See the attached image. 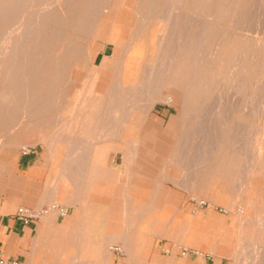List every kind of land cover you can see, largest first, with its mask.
<instances>
[{
	"label": "rangeland",
	"instance_id": "obj_1",
	"mask_svg": "<svg viewBox=\"0 0 264 264\" xmlns=\"http://www.w3.org/2000/svg\"><path fill=\"white\" fill-rule=\"evenodd\" d=\"M43 1H47L49 3L48 7L50 9H56L60 7V5L63 3V0H59V3L57 2L58 0H42L38 3H43ZM259 1L257 0L245 1L241 5V8L238 10L236 15L229 20L224 30L223 29L211 30L213 35L211 34L208 37V39H206L204 36L202 38V41H200L201 42L200 45H199V41L196 42L197 38L196 40L193 39L196 37V35L194 34H198L197 33L199 32L198 30H200V27H195V26L200 25V23L198 22L196 16L194 17V20L193 19L189 20L192 22L190 23L189 28H187L190 29L191 32V40H190L191 47L189 48L190 50L185 55H187L189 58L193 54L194 58L197 57L200 59L201 56L200 53L204 52V54L207 53V55L209 54L211 56L213 53L215 54V52L217 51L216 49H218L219 45H221V42L219 43V40L221 38L223 39V37L225 36H226L225 38L226 42L222 39L220 40L222 42L224 41L226 45L227 53L223 56V58H227L228 54L231 52V50H229V46L232 44L236 45V42L239 43L242 42V45L245 44L249 47H252V50L256 49L253 48V46L257 42H261V41L264 42V21H263L264 0H261L260 2ZM100 2L99 1L90 2L89 8L87 10L85 9V5L82 6V9L77 14V16L80 17L78 21L79 25L74 23H72L71 25V22H67L68 23L67 25L62 24L60 26L61 22H58L56 28L58 30H61L63 34L59 35L58 40L60 44L56 46L55 44L51 45V42L47 41V38L51 32L50 29L42 30L40 31V33L39 32L33 33V35L37 36L40 39L45 38L47 44L41 49L44 48L43 52L44 55H46V59H45L46 62L49 61L50 56L51 57L55 56L58 58L61 57L63 59V63H65L68 60V63L67 66H65L64 71H62V73L59 75V81L57 83L58 92L56 94H51L52 96L51 95L44 96L46 101L43 107L38 108L36 106H32L33 99H25L22 96H20L21 99L16 100L17 102L16 105L12 101L11 95H10L11 99L9 100H2V101L0 100V143L3 144V146L1 147L2 149L0 148V164H1L0 168L2 167V170H0V183L11 182L13 186H15L16 190L18 191L22 190L26 182L22 177H20L23 176V172H21L20 168L16 167L15 165L17 163V159H19L21 156H25V154H30V152L33 151L35 152L34 156L36 157L38 162L48 161L51 163L49 166H47L49 167L50 170L49 175L46 174L43 176L39 175L38 178H36V181L33 185L34 194H47L48 192L50 194V190L52 189L56 190L55 185L59 184L61 188H64L63 185L64 180H62L63 179L62 177L64 175L63 172L65 171L63 170L72 167V166L69 167L68 165H63L60 162L67 160L70 161L74 153L77 152L80 153V156H88L90 152L97 151L99 149V146H101L102 144H110L109 142L115 141V138L118 137L119 135V132L114 133L116 131L115 128L120 129L119 123L117 121L118 119L123 120L125 118L124 114L126 113V111H115L113 113L110 112V115H108L107 113L106 115L108 116L103 115V117L89 116L88 118L91 117L98 119L102 118V120L100 121V123L95 122L97 120H93V122L97 124L94 123V125H90L92 128L90 127L89 129L85 128L87 123L85 126L83 124L85 122L84 119L87 117H85L86 115L84 116V114H95L96 111H88L85 109H81L79 111V107L85 100H87L85 101L86 104L93 103V101L90 100V97L92 96L89 94V91L91 89H93L96 93L99 94L107 93V95H109L110 93H113L112 91H115L118 87H120L122 88L121 90L122 94H120V96L121 98H123V101L121 102H123L125 106L126 103L128 102L126 101L127 98H133L132 101L133 102L135 101L138 104L139 102H141L139 105H141L142 107L145 103H147L143 101L148 96L147 92L146 95L144 94L145 92L143 91L138 92L139 93L138 95L137 94L130 95L127 92H125V88L138 86V83H140L144 78H146L145 76L146 67L148 69V66L154 64L152 62V59L157 55V52L159 50L157 33L158 30H161L160 28L163 25H165L162 19L159 20V14H161L160 11L162 12L164 7L159 6V4H157L159 8L156 7V10L152 12L151 15L150 14L148 15V13L147 12L145 13V11L143 12V14L141 13V11H139L141 7L144 6L145 0H106V1L100 0ZM256 3H258V6H256L257 5ZM37 4L35 3V5ZM249 5L251 6V10L253 9L252 12L253 14H255V17L253 16L252 12L250 13L251 10L250 8H248ZM261 6H263L262 7L263 10L260 9ZM80 7L81 5L79 4V9ZM255 7L258 9L257 11L255 10L256 9ZM138 8L140 9L138 10ZM246 10H249V14L248 11ZM86 13L87 15H85ZM246 13L248 16L246 15ZM234 18L237 20H235ZM82 20H83L82 22L83 24L82 23L80 24ZM241 21H243V23ZM77 27L78 29L80 30L82 29V30L78 31V29H76ZM227 27L229 28L227 29ZM252 30L254 34L252 33ZM226 31H228L229 33L227 34ZM0 32H2L1 29ZM2 34L3 33H1L0 35V47L1 44L3 43V40L1 38ZM214 34L217 35L215 36V41H213ZM259 34H263V35L259 36ZM243 35H245V37L247 36V39ZM250 37H252L253 39H251ZM121 39H124V41L127 42V47H126L127 52L129 51L131 53H134L135 51H137V53H135L136 55V57L134 58L135 61L132 65L133 73L129 76H126V74L121 73L120 69H116L119 65V61H117L114 57L115 52L122 54L124 50L118 44ZM36 42L39 41L35 40L34 44H36ZM204 44L206 46L203 47ZM105 47H107L106 52L107 55L109 56V58H107L105 62H101L102 60L100 57L96 59L97 62L95 64H93L91 60L87 61L86 57L90 55L89 50L91 51L94 50L99 52ZM203 48H205L207 52ZM198 49H200L201 52H199L200 50ZM39 51L40 49L35 48V50L30 49L26 52H27V56L31 54V56L34 59L35 58L37 59V54L39 53ZM233 52H236V50H233ZM203 55L201 57V60H203L202 58H205V55L204 56ZM66 57L67 59H65ZM199 59H194V61H196L195 62L196 65H199V61H200ZM200 62L203 63V61ZM156 65L159 66L158 64ZM46 67L47 69L51 70L55 66L49 65ZM252 69L254 75L252 76L251 79H253L252 82L253 86L254 87L256 86L255 90L253 89V91L255 92L254 95L252 94L254 93L252 89L250 90V87L246 86L245 89H243V91L245 90V92L243 91L240 92L242 96H233L235 94H230V93H233L234 91L228 88V84H227L228 81H227L225 83L226 84L225 87H222L221 85L222 88L219 87L218 91L213 90L211 92L212 94L210 93L207 96V98H205L206 96L204 95L196 96V105L194 107H189L183 105L185 99L183 98V94L181 93L180 90H175L174 88L169 89L168 91L164 90L162 92L163 93L162 95H158L160 93L154 94V96L151 98L154 104L151 106L150 108L151 110L149 112L147 110L144 112L145 116H143V118L146 121L147 120L148 121L147 122L145 121L144 124L141 126L143 130L144 129L146 130L144 135L148 132L147 129L151 131L152 129L155 128V130H160L159 134L162 135V138H160L162 143H166L174 146L177 153L182 152V150H185L186 152L185 157L180 158L181 160L177 159V161L175 162L176 164H172L169 167L168 174H170V177L169 176L165 177L162 175L161 177H159L160 180L159 182H161L164 179H168V177L170 178V187H172V189L178 192V194L179 193L182 194L183 196L182 198L187 199V201L190 204H192L191 216L193 218L195 215L198 216L202 215V213L200 212L196 214L198 210H201L203 213H205V215L210 214L211 211L214 212L213 214L217 216L216 217L217 220L222 223V228L220 229L219 232L220 234H222V238L224 239L226 256L231 258L230 264H264V109H263L264 101L262 95L261 98H259L260 100L257 98L258 95L260 97V94H257L258 91L259 93L262 92L261 88L257 86L261 84L262 87V84L264 83L263 82L264 63L260 67V70H256L255 67H252ZM91 76L93 77L91 78ZM96 76L98 77V79L96 78ZM226 78H229L228 73ZM20 81H21V75H17L15 82L16 88H18L17 86H19ZM51 82L52 79L49 81L48 85H51ZM257 83L259 85H257ZM3 84H4L3 79L1 77L0 87H2ZM216 84L217 85L214 84V87L217 88V86L219 85L218 81L216 82ZM13 86L14 85L10 86V88L13 89ZM258 88H260V90H258ZM238 89L236 86L237 91ZM239 91L236 93L239 94ZM172 92H174L175 102L169 104L164 100V98L165 96H167L169 93ZM215 92L216 93L218 92V95L215 94ZM221 92H223L222 95ZM231 95L233 97L232 102H229ZM214 96H218L220 100L212 101V99H214L213 98ZM221 97L223 99L225 98L226 100L225 101L222 100ZM234 97H239V98L241 97V99L238 98L239 100H241V102L238 100L239 103L237 102V98H236V102L234 103L239 104L238 106L236 104L235 105L236 107L234 106L233 103ZM246 97H247V101H245ZM251 97H253L252 99H254V101L251 99ZM161 99L163 102L161 101ZM201 101L202 103H200ZM214 101L215 102L217 101L216 105L219 108H221L220 111L217 106L216 108L215 107L213 108L212 106L213 104H210L211 102L214 103ZM75 103L77 105H75ZM206 103L209 104L208 106L209 107L211 106V108L208 109V107H206L205 105ZM222 103L225 104V106ZM228 104L230 105L232 104L231 107L229 108H231L233 111L228 108ZM244 105L246 106V108L244 107ZM52 106H54L55 108ZM233 106L234 108H236V110L232 108ZM14 107H16L17 109H13ZM195 107L198 108L197 111H195L196 110ZM211 109L212 110L216 109L215 112L212 111L213 115L210 112ZM224 109L227 111L225 112ZM228 109L231 112L228 111ZM49 110L50 111L52 110V112H50ZM208 110L211 113V115L208 114L209 113ZM184 113H186L188 117L186 116L185 118ZM214 113L216 115H214ZM227 113L228 114L230 113L229 115L231 116H229ZM61 115L64 116V118H62ZM207 115H209L212 118L209 120L210 117H208ZM163 116H165L166 119H164ZM200 116L201 117L203 116L204 119L208 117L206 118L208 119V121L207 120L204 121L203 118L201 119H203L204 123L202 121H199L201 120L199 118ZM215 116H218L219 120ZM58 117L62 119L59 121L57 119ZM111 117L112 119H114V121H116V123H110L112 121ZM229 117L231 118L230 120L227 119ZM152 118H154L153 119L154 121L152 120ZM82 120H84V122ZM212 120L216 121L215 124ZM228 120L231 122V124L230 122H228ZM218 121L219 123H217ZM105 122L107 124H105ZM71 123L73 124V126ZM76 123L78 126L76 125ZM98 123H99V128L95 130L96 135L94 136L93 134L95 132L93 129H96L94 128L95 125H97L96 127H98ZM102 123L104 124V126L106 125V128L103 126ZM183 123H185V125L184 127L181 128ZM212 124L218 128V132L216 131V128L211 129L212 127H214L212 126ZM80 125L81 126L83 125L82 130H84L85 128L86 131L79 132V130H81V128L79 127ZM101 125L103 127H101ZM202 125H204L203 126L204 128L202 127ZM206 125H208V127ZM219 125H220V129H219ZM68 126L70 128L69 130H68ZM168 126H170L171 129L170 132L166 129L169 128ZM198 126L200 127V129L197 128ZM86 127H88V125ZM101 128L104 129L105 132H103L104 130L102 131ZM205 128L207 130L210 128V130L209 131L203 130ZM232 129H235L233 131L236 132L234 133ZM87 130L90 132H88ZM198 130H200L201 133L202 131H207L208 133L203 132V134L205 133V135L203 136V134H201L202 135L201 136L199 133L200 131ZM223 130H225L224 135L220 133ZM214 131L216 132V134ZM211 132L213 134H211ZM71 133H73L74 135H71ZM82 134L83 135L85 134L86 138L84 137L85 135L82 136ZM132 134L133 133H130L129 137L132 136ZM134 134L140 135L141 133L135 132ZM75 135H77L76 136L77 138L75 137ZM88 135H89V139L87 138ZM102 135L105 136L107 135V136L106 138H103L105 136L102 137ZM190 136L192 139L191 138L189 139ZM95 137H97V140L99 141L96 142ZM200 137H204V138H200ZM201 139L204 140V143L203 140L202 143H200L199 140ZM209 139L211 140V144ZM128 140H130V138H128ZM90 141H92V144L90 143ZM93 141L95 142L94 144ZM220 141L223 142L225 148L224 151V153L226 154L225 157L221 158L220 156L217 157L215 156L213 159H211V161L208 160L207 162V159L205 158L207 156H210V152L207 150L208 149L207 147L209 146L207 143H209L211 146V147L209 146V150H210V148L212 149V145L213 146L214 144L217 145V143ZM62 143H64L65 145ZM201 144L204 145L200 147ZM37 145H38L37 148L31 149L32 146L36 147ZM181 145L182 146L184 145L182 149L179 148L181 147ZM195 145L198 146L196 147ZM79 146L81 147L82 151H80V149L79 150L77 149ZM198 147L200 148V151H203V149L204 151L203 152L197 151L199 150ZM90 148L92 149V151ZM99 150H102L106 153L110 151V149H104V148H100ZM193 150H195L196 152ZM85 151L87 152L85 153ZM206 151H208L209 153L208 152L206 153ZM197 152H199L200 157H198L199 154H196ZM66 153L70 154L68 159L67 157H65ZM240 153H242L243 157L240 155ZM202 154L205 158L199 160V158L203 157ZM205 154L207 156H205ZM52 155L54 157L53 160L50 159ZM192 155L197 157H194ZM74 156L79 157L78 154L77 155L75 154ZM9 158L13 159V161H11ZM194 159L197 161H195ZM159 160L161 161V164L160 165L158 164L156 166H158L159 170H162L161 168H163V164H162L163 159H159ZM8 161L12 163L13 169H10L8 171L5 170L4 168L3 170V167H6L3 164H6ZM203 161H205V165ZM221 161H223V164H225L224 167L225 172L222 171V174L210 178L209 182L210 184H212V187L211 190L208 193H206L205 189H203L200 186L203 183L202 181L207 178L204 174L205 173L204 167L207 165V163H211L215 166ZM198 162L199 164H197ZM199 166H203V168L202 167L198 168ZM135 167H140V165L131 166V170H133ZM199 169L200 172H198ZM206 169H208V167ZM194 179H195V183L191 185ZM195 184L196 186L194 187ZM232 201L234 204H232ZM19 208H21V206ZM32 209L46 211V209L48 208L35 207Z\"/></svg>",
	"mask_w": 264,
	"mask_h": 264
},
{
	"label": "crops",
	"instance_id": "obj_2",
	"mask_svg": "<svg viewBox=\"0 0 264 264\" xmlns=\"http://www.w3.org/2000/svg\"><path fill=\"white\" fill-rule=\"evenodd\" d=\"M106 49L97 51L95 63L99 57L101 62L109 58ZM147 131L145 135V129L139 132L136 146L139 158L132 162L125 155L133 146L119 137L99 146V149H110L107 153L98 149V155L96 152L93 156L94 151L90 159L80 156L74 157V163L73 157L60 162L68 166L74 164V168L64 170L69 176L67 180L62 179L68 181L70 187L64 184V188L59 186L57 192L52 189L50 194H34L33 185L39 175H49L47 166L51 163L38 162L33 151L17 159L15 166L23 172L20 177L26 184L18 191L11 182L0 183V261L16 260L19 264H230L231 258L226 256L224 239L219 232L222 223L214 212L205 215L198 210L196 214L202 215L193 218L192 204L170 187V174L168 179L159 182L161 170L156 165L161 164V157L150 158L145 152L154 149L157 140H153L152 135L158 130ZM3 165L6 166L3 170L13 169L10 161ZM133 165H147L149 171L138 174V167L131 170ZM54 193L55 201L51 199ZM53 202L58 205L51 209ZM20 206L48 209L39 220L23 224L14 217Z\"/></svg>",
	"mask_w": 264,
	"mask_h": 264
},
{
	"label": "bare ground",
	"instance_id": "obj_3",
	"mask_svg": "<svg viewBox=\"0 0 264 264\" xmlns=\"http://www.w3.org/2000/svg\"><path fill=\"white\" fill-rule=\"evenodd\" d=\"M42 0H0V29L2 30V32H0L2 34V40L3 43L1 44V51H0V78L2 77L3 79V85L2 87H0V100H9L12 98V101L14 102V104L16 105V100L21 99L20 96H22L25 99H33V105L32 106H36L38 108H41L45 105V101L46 99L44 98V96L46 95H51V94H56L58 92V81H59V75L62 73V71H64L65 66H67L68 60L63 63V59L60 57H55V56H50L49 57V61H45L46 59V55H44L43 49H41L42 47H44L47 43L44 39H40L37 36L33 35V33H37L42 30H49L50 29V37L48 36L47 41L51 42V45H58L60 44L58 37L59 35H62L63 32L61 30H58L57 24L58 22H61L60 26L63 24H68L67 22H71L74 24L79 25L78 21L80 19V17L77 16V14L80 12V10L82 9V6L85 5V9L87 10L89 8V3L90 2H100V0H63V3L60 5V7L56 8V9H50L48 7V2L47 1H43V3H38ZM106 1V0H105ZM247 0H145V4L143 7L138 8L139 11H141V13L143 14V12L145 11V13L147 12L148 15L152 12H154L156 10V7L159 8L157 6V4H159V6H163L164 9L162 10V12L160 11L161 14H159V20L162 19L163 23H165V25H163V29L162 27L160 28L161 30H158L157 33V37H158V42H159V50L157 52V55L152 59V62L154 63L151 66H148V69L146 67V71H145V76L146 78H144L140 83H138V86H134V87H127L125 88V92H127L130 95H134V94H139L138 92H145L144 94L146 95L147 92V98H145L143 101L147 102L143 105H139L141 102H139V104L137 102H133L132 99L133 98H127L126 101H128L126 103V106L123 102V98H121L120 94H122L121 90L122 88L118 87L115 91H112L113 93H110L109 95L106 94H99L96 93L93 89H91L89 91V94L92 96L90 97V100L93 101V103L91 104H86L85 100L79 107V111L81 109H85L88 111H96L95 114H84L85 118V122L84 120H82L84 122V126L88 125V127L85 126V128H92L90 125H94L95 122H99L102 120V118L98 119V118H88L89 116H100L103 117V115H106L108 113V115H110V112L113 113L115 111H126V113L124 114L125 118L122 119H118V123H119V127L120 129H116V131L114 133H118V139H127L130 138V140H128V142L130 143V146H133V148H128L127 152H126V159H129L130 161H134V159L139 158V154L136 148V146H138L137 141L140 140V135L138 134H134L136 131L137 133L140 132V128L141 126L144 124V122L146 121L143 116L144 112L147 110L148 112L151 110V106L154 104L153 100L151 99L154 94H158V95H162L164 90H169L174 88L175 90H180L181 93L183 94V98L185 99V102L183 105L189 106V107H194L196 105V96L199 95H204L206 96L205 98H207V96L213 91V90H217L222 87H225V83L227 82L228 84V88L232 89L233 93L230 94H235L233 96H242L240 92L243 91V89H245V87L249 86L250 90L253 89L255 90V87L253 86V79L252 76L254 75V73L252 72L253 69L252 67H255L256 70H260V67L262 66V64L264 63V42H257L253 48H256L254 50H252V47H249L245 44L242 45V42H236V45L232 44L229 46V50H231V52L228 54L227 58H223V56L227 53L226 52V45H225V37H223L222 40H224L223 42L219 40V43L221 42V45H219V48L216 49L217 51L215 52V54L213 53L211 56L207 53L204 54L200 53V59L193 56L189 57L187 55H185L190 49L191 45H190V40H191V32L189 28L190 23H192L189 20H194V17H197L198 22L200 23V25L195 26V27H200V30H198L199 32H197L198 34H194L196 35L195 39L197 38V41H199V45H200V41H202V38L205 36L206 39H208V37L212 34L211 30L214 29H225V27L227 26V23L229 22L230 19H232L233 16L236 15V13L238 12V10L241 8V5ZM259 1V0H257ZM261 1V0H260ZM259 1V2H260ZM53 2V1H52ZM59 3V0L57 1ZM258 2V3H259ZM35 3L37 5H35ZM252 3V2H250ZM258 3H256L258 6ZM79 4L81 5L80 9H79ZM101 4V2H100ZM106 4V3H105ZM47 5V6H46ZM246 5V4H245ZM248 5V4H247ZM254 5V3H253ZM260 5V4H259ZM263 5V4H262ZM93 7V6H92ZM263 6H261L260 9L263 10L262 8ZM248 8H250L251 10V6L249 5ZM256 8V7H255ZM254 8V9H255ZM92 9V8H91ZM253 10V9H252ZM252 10L250 11V13L252 12ZM256 11L258 10L257 8L255 9ZM254 10V11H255ZM248 11L249 14V10ZM261 12V10H260ZM263 12V11H262ZM90 13V12H89ZM264 13V12H263ZM253 14V12H252ZM258 14V13H257ZM87 15V13L85 14ZM93 15V13H92ZM147 15V16H148ZM247 15V13H246ZM146 16V17H147ZM248 16V15H247ZM246 16V17H247ZM253 16L255 17V14H253ZM260 16V15H258ZM256 16V17H258ZM85 17V16H83ZM239 17V16H238ZM243 17V16H241ZM140 18V16H139ZM260 18V17H259ZM264 18V17H263ZM151 19V18H150ZM235 19V18H234ZM246 19V18H245ZM244 19V21H245ZM251 19V18H250ZM87 20V19H86ZM161 20V21H162ZM237 20V19H235ZM239 20V19H238ZM243 20V18H242ZM248 20V19H247ZM152 21V20H151ZM160 21V22H161ZM240 21V20H239ZM264 21V20H263ZM83 22V20L80 22V24ZM156 22V21H155ZM235 22V21H234ZM233 22V23H234ZM243 23V21H241ZM195 23V22H194ZM241 23V24H242ZM249 23V22H248ZM254 23V22H253ZM260 23V22H259ZM263 23V22H261ZM83 24V23H82ZM129 24V23H128ZM143 24V23H142ZM149 24V23H148ZM240 24V22H239ZM85 25V24H84ZM147 25V24H146ZM233 25V24H232ZM238 25V24H237ZM74 26V25H73ZM239 26V25H238ZM234 27V26H231ZM240 27V26H239ZM111 28V27H110ZM124 28V27H123ZM148 28V27H147ZM229 27H227L228 29ZM236 28V27H235ZM245 28V27H244ZM243 28V29H244ZM262 28V26H261ZM260 28V29H261ZM78 29V27L76 28ZM92 29V28H91ZM138 29V28H137ZM199 29V28H198ZM233 29V28H232ZM82 30V29H81ZM80 29H78V31H81ZM143 30V29H142ZM147 30V29H146ZM145 30V31H146ZM150 30V29H149ZM183 30V31H182ZM185 30V31H184ZM241 30V29H240ZM251 30V29H250ZM144 31V30H143ZM229 31V30H228ZM228 31L227 34L229 33ZM245 31V30H244ZM249 31V30H248ZM183 32V33H182ZM216 32V31H215ZM255 32V31H254ZM146 33V32H144ZM233 33V32H230ZM253 33V30H252ZM256 33V32H255ZM125 34V33H124ZM226 34V33H225ZM254 34V33H253ZM100 35V34H99ZM108 35V34H107ZM106 35V36H107ZM138 35V34H137ZM213 35V34H212ZM220 35V33H219ZM218 35V36H219ZM235 35V34H234ZM263 35V34H259ZM215 35L214 34V40L215 41ZM245 37V35H243ZM46 37V36H45ZM71 37V36H70ZM108 37V36H107ZM212 37V36H211ZM115 38V37H114ZM247 39V36L245 37ZM251 39H253L252 37H250ZM38 40L39 42H36V44H34V41ZM92 40V39H91ZM210 40V38H209ZM212 40V39H211ZM136 41V40H135ZM140 41V40H139ZM138 41V42H139ZM212 41V43H213ZM234 41V40H232ZM240 41V40H239ZM260 41V40H258ZM137 42V43H138ZM157 42V43H158ZM195 42V41H194ZM146 43V42H145ZM205 43V42H204ZM211 43V44H212ZM218 43V42H217ZM119 46L122 47L123 52L122 54L120 53H116L115 52V59L117 61H119V65L116 69H120V72L123 74H126V76H129L133 73V68L132 65L134 63V58L136 57L135 53H137V51H135L134 53L131 52H127L126 51V47H127V42L124 41V39H121L119 41ZM170 44V45H169ZM50 45V46H51ZM126 45V46H125ZM158 45V44H157ZM193 45V44H192ZM209 45V44H208ZM133 46V45H132ZM206 46L205 44L203 45V47ZM145 47V46H144ZM193 47V46H192ZM196 47V46H195ZM194 47V48H195ZM198 47V46H197ZM212 47V45H211ZM40 49L39 51V55L37 54V59L33 58L31 56V54L29 56H27V52L30 49ZM129 48V47H128ZM202 48V47H201ZM206 48V47H205ZM203 48L206 52L207 50ZM210 48V47H209ZM196 49V48H195ZM194 49V50H195ZM202 49V50H203ZM193 50V49H192ZM200 50V49H198ZM203 50V51H204ZM233 50H236V52H233ZM90 55L88 57H86L87 61L91 60V62H93V64H95V57H96V52L94 50H89ZM35 52V51H34ZM201 52V50L199 51ZM209 52V51H208ZM197 53V52H196ZM118 54V55H117ZM199 54V55H200ZM205 55V58H202L203 60H201L202 55ZM198 55V56H199ZM203 55V56H204ZM207 55V57H206ZM76 57V56H75ZM48 58V57H47ZM67 59V57L65 58ZM114 59V60H115ZM194 59H199L200 61H203V63H201L199 61V65H196L194 61ZM205 59V61H204ZM58 60V61H57ZM188 60V61H187ZM198 61V60H197ZM46 62V63H45ZM146 62V61H145ZM233 62V63H232ZM58 63V64H57ZM198 63V62H197ZM229 63V64H228ZM156 64H158L159 66H157ZM49 65H54L55 67H53L51 70L47 69L46 66ZM156 66V67H155ZM150 67V68H149ZM114 68V67H113ZM263 69V68H262ZM255 72V71H254ZM260 72V71H259ZM258 72V73H259ZM95 73V72H94ZM227 73L229 74V78H226ZM257 74V73H256ZM17 75H21V81L19 83V86H17L18 88H16V76ZM63 75V74H62ZM143 75V72H142ZM251 75V76H250ZM148 76V77H147ZM93 76H91L92 78ZM258 77V76H257ZM96 78L98 79V77L96 76ZM52 79L51 85H48L49 81ZM221 79V80H220ZM132 80V79H131ZM147 80V81H146ZM220 80V81H219ZM139 81V80H138ZM218 81V86L217 88L214 87V84H216V82ZM264 82V81H263ZM83 84V83H82ZM256 84V83H254ZM13 86V89L10 88V86ZM222 85V87H221ZM257 85H259L257 83ZM92 86V83H91ZM236 86L237 89L239 91V94L236 93L238 92L236 90ZM116 87V86H115ZM114 87V89H115ZM257 87L261 88V91L259 93L258 90H260V88H258V93L260 94L257 96V98H261V95L263 97V101H264V83L261 84ZM215 88V89H214ZM227 88V89H228ZM90 89V88H89ZM11 91V92H10ZM117 91V92H116ZM221 91V89H220ZM60 92V91H59ZM77 92V91H76ZM226 92V89H225ZM245 92V90L243 91ZM251 92V91H250ZM254 92V91H253ZM220 93V92H219ZM223 92H221L222 95ZM151 94V95H149ZM212 94V93H211ZM215 94L218 95V92ZM238 94V95H236ZM243 94V93H242ZM249 94V93H248ZM247 94V96H248ZM253 95L255 94L252 93ZM11 95V98H10ZM62 95V94H61ZM129 95V96H130ZM144 95V96H145ZM225 95V94H224ZM52 96V95H51ZM87 96V95H86ZM85 96V97H86ZM59 97V96H58ZM74 97V96H73ZM218 96H214L212 99L213 100H220L219 98H215ZM223 97V96H222ZM221 97L222 100H226L225 98L223 99ZM72 98V97H71ZM84 98V97H83ZM157 98V97H156ZM204 98V97H203ZM232 95L231 98L229 100V102H232ZM236 98H237V102L239 103V101L241 102V97H234L233 103L236 102ZM239 98V99H238ZM253 97H251L252 99ZM255 98V97H254ZM249 99V98H248ZM250 99V100H251ZM256 99V98H255ZM72 100V99H71ZM78 100V99H77ZM80 100V99H79ZM139 100V99H138ZM164 100L169 103L172 104L175 102L174 99V92L169 93L167 96H165ZM239 100V101H238ZM249 100V102H250ZM254 101V99H252ZM251 100V101H252ZM260 100V99H259ZM162 101V99H161ZM203 101V99H202ZM202 101L200 103H202ZM245 101H247V97L245 99ZM252 101V102H253ZM261 101V102H263ZM155 102V101H154ZM163 102V101H162ZM217 102V101H216ZM214 101V103H210L213 104V108H216V103ZM248 102V103H249ZM256 102V101H255ZM254 102V103H255ZM7 103V102H6ZM9 103V102H8ZM78 103V102H77ZM80 103V102H79ZM151 103V104H150ZM165 103V102H164ZM220 103V102H219ZM225 103V102H224ZM228 103V102H227ZM238 103H234V106L237 104V106L239 105ZM253 103V104H254ZM27 104V101H26ZM223 104V103H222ZM256 104V103H255ZM53 105V104H52ZM75 105H77L75 103ZM203 105V104H202ZM206 107L211 108V106L209 107V104H205ZM225 106V104H223ZM232 105V104H231ZM230 104H228V108L231 107ZM251 105V104H250ZM249 105V106H250ZM25 106V104H24ZM204 106V105H203ZM222 106V105H221ZM234 106L232 108H234ZM253 106V105H252ZM263 106V105H262ZM17 107V106H16ZM16 107H14L13 109H17ZM54 107V106H52ZM181 107V106H179ZM187 107V108H189ZM218 107V106H217ZM236 107V106H235ZM244 107L246 108V106L244 105ZM255 107V106H254ZM55 108V107H54ZM196 108V107H195ZM205 108V107H204ZM219 108V107H218ZM193 109V108H191ZM198 108H196L195 111H197ZM221 108H219L220 111ZM230 110H232L231 108H229ZM228 109V111H230ZM251 109V108H249ZM264 109V107H263ZM53 110V109H52ZM52 110L50 112H52ZM57 110V108H56ZM200 110V109H199ZM207 110V109H206ZM216 109H211L210 112L212 113L215 112ZM234 110H236V108H234ZM7 111V110H6ZM33 111V108H32ZM224 111L226 112L227 110L224 109ZM233 111V110H232ZM86 112V111H85ZM84 112V113H85ZM104 112V113H103ZM203 112V111H202ZM207 112V111H206ZM209 112V110H208ZM208 113L209 115H211V113ZM231 112V111H230ZM90 113V112H89ZM118 113V112H117ZM121 113V112H120ZM67 114V113H66ZM185 114V115H184ZM182 115H184V117L186 118L187 114L184 113ZM202 114V113H201ZM200 114V115H201ZM219 114V113H218ZM224 114V113H223ZM228 114V113H227ZM230 114V113H229ZM228 114V115H229ZM33 115V114H32ZM50 115V114H49ZM106 115V116H108ZM190 115V114H189ZM192 115V114H191ZM195 115V114H194ZM209 115H207L208 117H210ZM213 115V113H212ZM214 115H216L214 113ZM226 115V114H225ZM224 115V116H225ZM31 116V115H30ZM105 116V118H106ZM116 116V115H115ZM197 116V115H196ZM223 116V117H224ZM231 116V115H229ZM233 116V115H232ZM62 118H64V116L61 115ZM188 117V116H187ZM206 117V118H208ZM218 118V116H215ZM61 118V119H62ZM80 118V117H79ZM84 118V117H83ZM191 118V117H189ZM188 118V119H189ZM200 119L204 117L200 116ZM198 118V119H199ZM204 119V121H208V119ZM212 117L209 118V120ZM214 118V117H213ZM59 121L61 120L60 117L57 118ZM56 119V120H57ZM75 119V118H74ZM109 119V117H108ZM150 119V118H149ZM154 118H152L153 120ZM193 119V117H192ZM203 119L199 120L203 122ZM227 119H231L230 117ZM73 120V119H72ZM80 120V119H79ZM90 120V121H89ZM93 120H97L95 122H93ZM111 122L110 123H116V121H114V119H112L111 117ZM186 120V119H185ZM184 120V121H185ZM190 120V119H189ZM217 120V119H216ZM219 120V118H218ZM228 120V122H230ZM105 121V120H104ZM103 121V122H104ZM109 121V120H108ZM148 121V120H147ZM146 121V122H147ZM154 121V120H153ZM183 121V120H182ZM191 121V120H190ZM198 121V122H199ZM215 124V120H212ZM73 122V121H72ZM186 122V121H185ZM201 122V123H202ZM226 122V120H225ZM18 123V122H17ZM99 123H98V127H96L97 125L94 126L93 129L94 130V136L96 135V131L97 128H99ZM182 123V122H181ZM188 123V122H187ZM204 123V122H203ZM208 123V122H207ZM219 123V121L217 122ZM223 123V122H222ZM19 124V123H18ZM57 124V123H56ZM72 124V123H71ZM97 124V123H95ZM103 124V123H102ZM105 124H107L105 122ZM206 124V123H205ZM231 124V122H230ZM70 125V124H69ZM77 125V123H76ZM75 125V126H76ZM82 125V126H83ZM113 125V124H112ZM185 123H183V125L181 126L184 127ZM188 125V124H187ZM200 125V124H197ZM56 126V125H55ZM73 126V124H72ZM78 126V125H77ZM82 126L80 125L79 127L82 130ZM104 126V124H103ZM101 125V127H103ZM117 126V125H116ZM178 126V125H177ZM204 125H202L203 127ZM208 127V125H206ZM212 126H214L212 124ZM209 126V127H212ZM231 126V125H230ZM106 128V125L104 126ZM110 127V126H109ZM108 127V128H109ZM187 127V126H186ZM206 127V128H207ZM224 127V126H222ZM235 127V126H234ZM66 128V127H65ZM72 128V127H71ZM79 128V129H80ZM84 128V130H79V132H83L86 131ZM107 128V129H108ZM198 129H200V127H197ZM204 128V127H203ZM203 129V130H207V129ZM216 128V131L218 132V128L217 127H212L211 129ZM229 128V127H228ZM67 129V128H66ZM69 126H68V130H69ZM102 129V128H101ZM188 129V128H187ZM202 129V128H201ZM219 129H220V125H219ZM224 129V128H223ZM67 130V131H68ZM99 130V129H98ZM104 129H102L103 131ZM177 130V129H176ZM210 128L207 130L209 131ZM215 130V129H214ZM235 129H232V131ZM65 131V130H64ZM75 131V129H74ZM88 131V130H87ZM101 131V130H100ZM101 131V132H102ZM114 131V130H113ZM200 131V130H198ZM207 131H201L199 132L200 135L203 134V132H207ZM72 132V131H71ZM78 132V133H79ZM90 132V131H88ZM105 132V130L103 131ZM102 132V133H103ZM111 132V131H110ZM197 132V129H196ZM215 132V131H214ZM229 132V131H228ZM234 132V131H233ZM236 132V131H235ZM234 132V133H235ZM85 133V132H84ZM130 133H133L132 136L129 137ZM160 130H158V132L156 131V133H154L155 135L153 136V140H157V143L155 142L154 145V149H146L145 152L146 154L151 158H155L156 156H160L161 159H163V168H161V173L159 175V177H161L162 175L167 177L169 176L168 172H169V167L172 164H176L175 162L177 161V159L183 158L185 157V150H182V152L177 153L176 149L174 146L170 145V144H166V143H160L161 140L160 138H162V135L159 134ZM172 133V132H171ZM176 133V132H175ZM189 133V132H188ZM205 133L203 134V136L205 135ZM208 133V132H207ZM221 134H225V130H223L222 132H220ZM64 134V132H63ZM68 134V133H67ZM91 134V133H90ZM100 134V133H99ZM98 134V135H99ZM190 134V133H189ZM193 134V133H192ZM191 134V135H192ZM197 134V133H196ZM211 134H213L211 132ZM216 134V132H215ZM218 134V133H217ZM11 135V134H10ZM21 135V134H20ZM71 135H74L73 133H71ZM70 135V136H71ZM81 135V134H79ZM78 135V136H79ZM85 135V134H84ZM82 134V136H84ZM114 135V134H113ZM199 135V134H198ZM77 135H75L76 137ZM105 135H102V137ZM107 136V135H106ZM103 137V138H106ZM127 136V137H126ZM202 136V135H201ZM208 136V134H207ZM221 136V135H220ZM9 137V136H8ZM73 137V136H72ZM80 137V136H79ZM86 138V135L84 136ZM126 137V138H125ZM149 137V136H148ZM193 137V136H192ZM231 137V136H230ZM235 137V135H234ZM71 138V137H70ZM77 138V137H76ZM81 138V137H80ZM89 139V135L87 137ZM96 138V142L99 141ZM94 138V139H95ZM108 138V137H107ZM112 138V137H111ZM191 138V136L189 137V139ZM200 138H204V137H200ZM214 138V137H213ZM83 139V137H82ZM81 139V141H82ZM86 139V140H88ZM100 139V138H99ZM192 139V138H191ZM197 139V138H196ZM219 139V138H218ZM235 139V138H234ZM7 140V139H6ZM85 140V139H84ZM91 140V139H90ZM160 140V141H158ZM202 140H199L200 143H202ZM214 140V139H213ZM64 141V140H63ZM67 141V140H66ZM210 144H211V140L209 139ZM234 141V140H232ZM85 142V141H84ZM88 142V141H87ZM184 142V141H183ZM187 142V141H186ZM59 143V141H58ZM69 143V142H68ZM67 143V144H68ZM82 143V142H81ZM86 143V142H85ZM84 143V144H85ZM90 143L92 144V141H90ZM95 142L93 141V144ZM199 143V144H200ZM204 143V140H203ZM236 143V142H235ZM64 144V143H62ZM82 144V145H84ZM175 144V143H174ZM182 144V143H181ZM198 144V142H197ZM209 146L210 144L207 143ZM53 145V144H52ZM65 145V144H64ZM180 145V144H179ZM204 145L201 144L200 147ZM236 145V144H235ZM3 146L2 143H0V148ZM8 146V145H7ZM69 146V145H68ZM90 146V145H89ZM184 146V145H183ZM183 146L181 145V147L179 148H183ZM190 146V145H189ZM196 146V145H195ZM198 146V145H197ZM196 146V147H197ZM209 146L207 147L208 151L210 152V156H207L205 154V156H207L206 158L203 156L201 158H199V160L205 158L211 161V159H213L215 156H220L221 158L225 157V148L223 145V142L220 141L217 143V145L214 144V146L212 145V149L210 148L209 150ZM70 147V146H69ZM76 147V146H75ZM74 147V148H75ZM80 147V146H79ZM77 148L78 150H81L80 148ZM83 147V146H82ZM92 147V146H91ZM195 147V148H196ZM211 147V146H210ZM52 148V147H51ZM85 148V147H84ZM186 148V147H185ZM184 148V149H185ZM194 148V147H193ZM199 148V147H198ZM2 149V148H1ZM7 149V148H6ZM91 149V148H90ZM77 150V151H78ZM88 150V148H87ZM202 150V149H201ZM71 151V149H70ZM79 151V152H80ZM92 151V149H91ZM195 151V150H193ZM192 151V152H193ZM200 151V148L199 150ZM204 151V149H203ZM200 151V152H203ZM206 151V153L208 152ZM68 152V151H67ZM76 152V151H74ZM87 151H85L86 153ZM90 152V150H89ZM94 152V151H92ZM90 152V154L92 153ZM97 151H95L93 154V156L95 155ZM196 152V151H195ZM194 152V153H195ZM208 152V153H209ZM188 153V151H187ZM235 153V152H234ZM79 155L80 158V153H74V155ZM90 154H88L89 159H90ZM91 154V155H92ZM193 154V153H192ZM196 154H199V152H197ZM236 154V153H235ZM65 155V154H64ZM73 155V156H74ZM86 155V154H85ZM98 155V152H97ZM240 155L243 157L242 153H240ZM70 156L69 153H66L65 157ZM72 156V157H73ZM194 156V155H192ZM53 157V155H52ZM76 157V156H74ZM73 163L76 162L75 158ZM78 157V156H77ZM76 157V158H77ZM82 157V156H81ZM86 157V156H85ZM197 157V156H194ZM193 157V158H194ZM200 157V154L199 156ZM88 158V157H87ZM148 158V157H147ZM240 158V157H239ZM66 159V160H67ZM187 159V158H186ZM197 159V158H196ZM204 159V160H205ZM230 159V158H229ZM232 159V158H231ZM154 160V159H153ZM156 160V159H155ZM181 160V159H180ZM195 160V159H194ZM80 160H77V162ZM86 161V160H85ZM138 161V160H137ZM197 161V160H195ZM89 162V161H88ZM71 163V162H70ZM181 163V162H180ZM179 163V164H180ZM194 163V162H193ZM204 165H205V161H203ZM87 164V163H86ZM147 164V163H146ZM199 164V162L197 163ZM196 164V165H197ZM262 164V163H261ZM72 165V168H74V164H70ZM148 165V164H147ZM146 166H142L140 165V167H138L140 173L143 175L145 172H148L149 169ZM224 165V166H222ZM81 166V165H80ZM198 166V165H197ZM71 167V166H69ZM82 168H86V166H81ZM203 166H199L198 168H200ZM208 167V169H206ZM225 164H223V161H221L220 163L216 164L215 166L211 163H207V165L204 167L205 169V176L207 177L206 179H204L202 182V184L200 185L203 189H205L206 193H208L211 190L212 184H210L209 180L210 178H212L213 176H217L222 174V171L225 172ZM230 167V166H229ZM236 167V166H234ZM236 169V168H235ZM234 169V170H235ZM66 170V169H64ZM63 170V171H64ZM69 172V171H68ZM160 172V171H159ZM198 172H200V169L198 170ZM65 174L67 172H64ZM230 173V172H229ZM159 174V173H158ZM67 175V174H66ZM157 175V174H156ZM209 175V176H208ZM62 176V175H61ZM66 178L69 177L68 175L65 176L63 175L62 178ZM80 179V178H79ZM64 180L63 185L65 184V186L67 188L70 187V184L68 181ZM73 180V179H72ZM79 181V180H78ZM86 181V180H85ZM205 182V183H204ZM195 183V179L193 181V183H191V185H193ZM160 184V183H159ZM158 184V185H159ZM79 185V184H78ZM59 184L55 185L56 187V192H57V188H59ZM181 186V185H180ZM183 186V185H182ZM196 186V184L194 185V187ZM193 190V189H192ZM130 192V190H129ZM128 193V192H127ZM132 193V192H131ZM134 194V193H133ZM149 194V193H148ZM63 196V195H62ZM55 193L52 195L51 199L53 201H55L56 199L54 198ZM131 197V194H130ZM62 199V198H61ZM138 199V198H137ZM145 199V197H144ZM148 199V198H147ZM63 201V200H62ZM157 202V201H156ZM54 203V202H53ZM232 204L233 201H232ZM57 203H54L51 207V209H53L54 206H57ZM123 205V204H122ZM151 205V204H150ZM233 207V206H232ZM158 208V207H157ZM213 208V207H212ZM124 209V208H123ZM125 212H123L124 214ZM159 215V214H158ZM52 218V217H51ZM144 221V220H143ZM144 231V230H142ZM169 232V231H167ZM169 235V234H168Z\"/></svg>",
	"mask_w": 264,
	"mask_h": 264
},
{
	"label": "built area",
	"instance_id": "obj_4",
	"mask_svg": "<svg viewBox=\"0 0 264 264\" xmlns=\"http://www.w3.org/2000/svg\"><path fill=\"white\" fill-rule=\"evenodd\" d=\"M44 213V210L21 207L16 211L14 217L17 221L22 222L23 224H29L39 220ZM0 264H19V262L16 260H1Z\"/></svg>",
	"mask_w": 264,
	"mask_h": 264
}]
</instances>
